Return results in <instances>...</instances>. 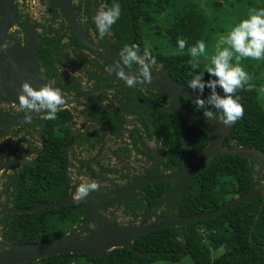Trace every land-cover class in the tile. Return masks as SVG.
<instances>
[{
  "label": "trees",
  "instance_id": "trees-1",
  "mask_svg": "<svg viewBox=\"0 0 264 264\" xmlns=\"http://www.w3.org/2000/svg\"><path fill=\"white\" fill-rule=\"evenodd\" d=\"M180 1L181 4L176 3V0H79L76 9L78 17L86 21L85 29L89 26L97 32L93 22L97 9L101 5L119 3L121 15L110 30L113 38L111 50L118 56L124 45L137 44L142 54L147 47L144 45L145 32L153 31L160 39H165L167 44L163 43V47H171L174 51L164 54L159 45L154 50L149 48L156 65L173 82L188 87L187 83L191 79L189 73L193 72L189 64L191 57L187 54V48L182 53L178 51L177 39H185L188 47L199 40L207 44L212 32L230 31L246 19L250 13L242 8L252 4V0ZM52 5L51 14L56 16L53 10L56 6L54 3ZM172 9L171 20L164 29L156 26L157 17ZM208 14H215V17L210 19ZM46 31L53 37L42 39L36 51V61L46 74L54 76L55 67L61 62L54 52V48L59 46L61 35L58 33L61 30L48 28ZM196 71L203 72L201 61ZM203 79L208 81L215 78L203 73ZM250 83L253 85L251 91L238 90L236 93L244 113L231 128L229 138L223 139L222 146L225 149L260 151L264 157V107L259 100L258 85L251 80ZM60 87L63 91L82 94L80 84L74 80L60 84ZM149 91L144 97L140 91H126L122 107L128 113L137 115L148 140L155 138L161 174L192 166L193 160L206 151L208 135L196 126H186L172 112L155 108V105L166 106L167 99L157 92ZM204 91L210 93L208 88ZM216 91L222 90L218 87ZM181 99L191 114L203 116L204 109H197L188 98ZM94 102L97 103L95 99ZM88 109L91 113H98V108L94 109L93 105L88 106ZM211 110L215 112V109ZM120 120V115L105 117L104 129L119 136L120 126L115 121ZM70 121L71 114L67 110H59L56 120L41 119L38 133L41 149L35 159L20 171L10 195L12 209L29 208L39 203H58L70 194L72 182L67 175L70 149L77 142H89L90 147L94 146L92 140L72 133ZM132 137L134 140L137 138L134 134ZM252 163L250 157L246 156L215 155L176 194L170 211L172 220L213 212L234 198L248 194L253 186ZM175 185V179H172L142 186L140 199L129 201L125 211L137 217V210L143 212L144 208L148 211L156 208L170 195ZM84 213L83 203L34 213H6L0 218L1 242L12 246L49 243L77 227ZM160 218H164L163 213ZM131 246L140 254H135L130 247H122L98 257L63 254L22 264H73L79 258H85L87 264H175L182 257L190 258L193 264H264V200H252L215 218L176 228L153 230L135 238ZM220 247L222 252L215 253ZM181 251L183 253L178 254Z\"/></svg>",
  "mask_w": 264,
  "mask_h": 264
},
{
  "label": "rangeland",
  "instance_id": "rangeland-1",
  "mask_svg": "<svg viewBox=\"0 0 264 264\" xmlns=\"http://www.w3.org/2000/svg\"><path fill=\"white\" fill-rule=\"evenodd\" d=\"M70 2H77L78 0H69ZM246 2L247 0H235V2ZM16 4V21L11 26L7 34L6 44L8 45L7 49L11 48L13 50L14 56L21 57L24 53H30L31 51H36L37 45L39 42L42 41L45 37H53L52 34H49L46 30L48 28L56 30H61L60 34L61 39L59 42V46L54 48L55 54L61 59L62 63H59L60 68L58 67L59 73L56 74V82L58 85L60 84H68L69 81L74 80L80 84L81 92L85 94L95 93L94 99L97 102L103 103L102 105H109L111 107L115 106H122L124 93L128 90H137L142 92V97L147 95L151 91H155L152 85L149 84H137L135 87H127L123 81L118 79L116 76V67L115 64L112 62H107L105 58H102L98 52L84 48L78 42V39L75 35H72L67 28L69 26L67 20L63 18V16L58 13L56 17H52L47 13V5L42 4V1L38 0H14ZM176 3L181 4L180 0H176ZM102 6V5H101ZM100 6V8H101ZM97 9V11L100 10ZM264 9V0H252V4L244 6L242 10L249 11L252 13L253 10L259 11ZM168 12V11H167ZM164 13L161 16H158L156 19V26L164 29L166 24L171 20V14L173 13V9L168 12ZM210 19L215 17V14H208ZM2 20V15L0 14V22ZM78 24L85 29L86 21H83L81 18L77 17ZM85 32V38L92 42L98 48L104 50L106 54L111 55L113 53L111 50V44L113 43V38L111 37V33L106 35L103 39L99 37L98 32H95L92 28L87 26ZM63 28V30L61 29ZM88 30V31H87ZM97 31V30H96ZM58 32V31H57ZM56 32V33H57ZM228 31H215L212 32L209 39L207 40L206 44V53L207 56H211L215 54V44L220 35L226 34ZM146 38L144 39V45H146L151 50L156 49V46H161L162 53L168 54L173 51L171 47H163L167 44L165 39H160V36H156L153 31H146ZM164 41V42H163ZM111 53H110V52ZM109 52V53H108ZM36 53V52H35ZM174 53V51H173ZM36 56V54H35ZM117 59L116 57H113ZM119 58V57H118ZM200 61L202 62V69L203 72L205 71V67L210 63L208 59L205 57H200ZM118 60V59H117ZM235 63V61H233ZM38 65V63H37ZM240 66L244 69L246 73L250 76V80L258 85V93H259V100L264 107V59L261 60H252V59H242L240 62ZM125 70H128L130 73H135L138 69V66L133 65L131 69L124 67ZM210 76L206 71L204 72ZM158 75L159 79L153 82V84H160L165 82L168 78L165 75V71L161 69L159 65L152 66V76ZM253 75V76H252ZM211 78H215L210 76ZM8 84H6L7 86ZM66 99L68 101H72L75 97L79 96L74 91L67 92ZM3 99L0 100V113L1 118H9L11 115L19 114L18 112H24L17 107V104L14 102L9 101L5 95H3ZM167 98V97H166ZM120 101V103H119ZM88 102L86 99L78 102L74 105H68L67 108L71 109L73 113H76L75 121L71 124V131L74 135H77L79 131H90L96 128L95 121L90 119V116L84 112H87L85 109L83 110V105ZM145 102V99H144ZM12 104V105H11ZM142 104H144L142 102ZM166 106L170 109V112L173 114L178 111L177 108L174 107L173 100L171 98H167ZM123 108V107H121ZM181 108V105L178 106ZM16 110H20L16 112ZM82 112V113H81ZM94 118V117H93ZM39 119V118H38ZM40 120V119H39ZM135 122L128 120L126 129H130L131 131L136 130L137 128V121L134 119ZM215 120V119H210ZM218 121V120H215ZM31 123L25 124V126H21L19 131L20 138L18 132H9L8 136L13 137V142H16V139L21 141V155L23 161H29L34 158V151L36 148H39V138L31 134L30 131ZM204 127L208 130L215 129V126L210 123H204ZM225 128V125L223 126ZM125 129V130H126ZM16 130V129H15ZM124 130V131H125ZM138 133L143 138L139 145L136 144V147L133 149V154L130 153L128 159L122 163L120 162L118 165L111 163L109 164L114 168V174L118 175L121 170L128 171L127 178L124 180L123 176L115 177V185H119L123 188L125 184L130 186L131 183L135 182L136 180H143L145 178H156L162 176L160 170L157 172V164L160 158L159 153L157 151L158 145L155 141V138L152 140H145L144 139V131L142 132L139 129ZM27 131V132H26ZM123 131V132H124ZM130 131V132H131ZM95 132V131H94ZM129 133V132H127ZM127 133H120L119 137L116 136L115 139H112L110 148L107 149V152L110 154L114 149L126 147L128 145H132L134 141L132 138L127 136ZM96 139V138H95ZM93 139V140H95ZM104 139V138H103ZM102 139V140H103ZM106 140V138L104 139ZM103 140V141H104ZM107 141V140H106ZM113 141V142H112ZM79 142L75 143L71 149L70 153L72 154L71 157V166L69 168L70 175L72 177L73 184L75 186L74 192L69 194L67 197L70 202H81V200L74 199V193L76 187L82 182L88 181H96L95 176L89 178L83 174V169H81L80 162L85 158H91L93 155L96 154L98 151L99 145L96 147H84ZM138 143V142H135ZM105 144V143H104ZM233 144V143H231ZM234 146V145H232ZM82 147V148H81ZM131 149V148H130ZM236 150V148H233ZM104 152H106L104 150ZM215 156V153L210 156V159ZM83 158V159H82ZM201 156L197 159L193 160L192 164H195ZM251 161L252 163V178H253V186L251 191L248 193V196H254L257 192H261L264 188V173L261 174V166L259 160L252 156ZM81 160V161H80ZM89 171L91 170L94 175H96V171L99 172L98 166L92 164L91 160L89 159ZM130 167L128 168L127 165ZM104 165V164H103ZM105 166V165H104ZM89 173V172H88ZM180 179H175V182L178 183ZM127 182V183H126ZM4 178L0 177V214L7 213L12 211L11 207H9L8 203L4 202ZM108 183H104L103 185H107ZM101 189V188H100ZM99 189V190H100ZM140 189V188H139ZM139 189L135 190L128 195H125V199H136L139 195ZM107 190V189H106ZM95 192L90 193L87 197L94 195ZM86 197V198H87ZM105 202L101 205H92L90 208L91 210V221L94 223H90L89 225L82 228V224L75 227L73 233L80 239L85 238L87 235L92 233L101 232L104 229L115 228L118 226L129 227L130 220L128 217L122 216V207L118 205H114L111 207V211L108 213L105 210L106 205ZM168 203L160 204L159 209L153 210L150 213H143L141 214L140 218L137 220V223L145 222V225H158L163 220H172V215L169 213V205ZM166 211V215L164 218H160L161 214ZM142 213V212H140ZM169 213V214H168ZM111 216V218H110ZM148 220V221H146ZM119 221L120 223H118ZM0 242V255L8 250V247L5 246ZM222 252V247L218 248L215 253ZM73 264H87L85 258H79ZM156 264H171L167 262H158ZM175 264H193L192 260L188 257H182L178 263Z\"/></svg>",
  "mask_w": 264,
  "mask_h": 264
},
{
  "label": "water",
  "instance_id": "water-1",
  "mask_svg": "<svg viewBox=\"0 0 264 264\" xmlns=\"http://www.w3.org/2000/svg\"><path fill=\"white\" fill-rule=\"evenodd\" d=\"M55 1L60 8L64 9L65 14L69 20V25L81 45L88 49L100 52L102 57L105 58L107 62L112 61L115 64L117 70L122 68L126 74L129 73L124 69V67L118 62L117 59L111 57L109 54H106L103 49L98 48L92 42L88 41L85 38V32L77 22L74 8L70 2L66 0ZM0 14L2 15V20L0 22V45H3L6 44V36L11 27V24L16 21V15L14 13V0H0ZM35 52L36 51H31L27 57H16L14 56L13 50L11 48L6 50L0 48V100H2V96L5 95V97L9 101L18 104V94L20 92L22 82L27 81L34 88H38L50 81L48 77L43 76L41 70L39 69L35 58ZM165 75L168 78L165 82H162L160 84H153L152 81L157 79L158 76H152V81L150 84L156 92L173 100L174 107L178 109V111L174 114L182 122H184L186 125L191 124L193 126H196L208 135L209 142L206 148V152L195 164L186 169L172 173H165L162 176L156 178L136 180L135 182L130 184V186L121 191V193L133 192L146 184L159 183L172 179H180V181L172 188L170 195L162 201V203L170 202L169 209H171L174 205L176 194L203 165L207 164L213 159H210V156L214 153L215 155L221 153L233 156H246L250 158L254 156L259 160L261 166V174H263L264 157L260 151L246 149H225L222 146L223 139L229 138L230 130L234 126L236 121L231 125L225 126L224 128V125L219 121L210 120L205 116L192 115L183 106H181V108H178V106H180L179 97H185L193 101L197 96H200L201 99H207L210 93L204 91L201 94L198 91L190 89L189 87L173 82L167 73H165ZM42 81H44L45 83ZM6 84L8 85L6 86ZM53 86L58 88L61 94L64 96L61 88L57 84H54ZM218 94L223 95V92L220 91L218 92ZM73 102L74 100L68 101L65 98V104L61 106L60 110L66 108ZM155 108L170 111V109L166 107L155 106ZM43 115V112H33L19 119H14L0 128V136L7 134L11 129L18 127L21 124L29 122L32 119L41 117ZM202 123L213 124L215 126V129L208 130ZM248 195L249 194L238 196L213 212L196 214L188 218L179 220L167 219L163 220L158 225H145V222H143L134 226L131 225L129 227L118 226L115 228L104 229L101 232L92 233L90 235H87L83 239H80L75 235V233H73V230L75 229L74 228L66 235L56 238L46 244H25L20 246L5 245L8 247V250L0 255V264H22L26 262L35 263L43 258L63 254H84L88 257H98L110 252L113 249L122 247H130L135 254H140L131 246L132 241L138 236L160 228H176L201 220L215 218L252 200H256L258 198H262L264 200V188L261 192H257V194H255L254 196L250 197ZM81 202L85 203V219L82 225L83 228L90 221V209L88 205L89 198H84ZM76 203L78 202H70V200L66 198L65 200L58 203H39L33 207L13 209L12 211L7 213H34L44 209H54L62 206L73 205ZM182 253L183 251L178 252V254Z\"/></svg>",
  "mask_w": 264,
  "mask_h": 264
},
{
  "label": "clouds",
  "instance_id": "clouds-1",
  "mask_svg": "<svg viewBox=\"0 0 264 264\" xmlns=\"http://www.w3.org/2000/svg\"><path fill=\"white\" fill-rule=\"evenodd\" d=\"M120 15L121 6L115 2L111 6H101L97 11L93 22L101 39L110 33ZM176 43L180 53L187 48V54L191 57L189 64L193 72L189 73L191 79L187 86L201 94L205 88L210 90L207 99L197 96L193 100L195 107L204 109L203 115L208 119L218 120L225 126L240 119L244 109L238 102L236 93L238 90L251 91L253 89L250 76L240 66V62L242 59H264V9L253 10L246 19L241 20L226 34L220 35L215 44V54L210 57L207 56L206 44L202 40L190 47L187 46V41L183 38H178ZM7 47V44L0 45V48L5 50ZM118 57L119 63L129 69L133 65L138 66L134 74H126L122 68L116 70V76L127 87L151 83L152 66L156 64V59L148 47H145L141 54L139 45L126 44L119 51ZM200 57H205L210 61L205 67V71L215 79L205 81L203 79L205 71H196L200 66ZM218 87L222 90L223 95L217 93ZM64 104V96L58 88L53 86L52 82H47L38 88H34L27 81L21 84L18 94L20 110L27 113L43 112L45 120L53 121L57 119V113ZM211 109H215V112ZM99 189L100 184L94 180L82 182L76 187L74 199L81 200Z\"/></svg>",
  "mask_w": 264,
  "mask_h": 264
},
{
  "label": "flooded vegetation",
  "instance_id": "flooded-vegetation-1",
  "mask_svg": "<svg viewBox=\"0 0 264 264\" xmlns=\"http://www.w3.org/2000/svg\"><path fill=\"white\" fill-rule=\"evenodd\" d=\"M38 1H40V2L42 1V4H46L47 5V13H48V15H50L52 17H56V16H53L51 14V7L53 6L52 3H54L56 7H54L53 10L55 11L56 15H58V13H60L63 16V18H65V20H67V22L69 24V20H68V17L66 16V14H65L64 9L60 8L55 0H38ZM66 1L70 2L69 0H66ZM70 3L72 4V6L74 8V12L76 14V19H77L78 13H77L76 6H77V4H79V0L77 2H75V3L74 2H70ZM16 8L17 7H16V4L14 2V13H15V15H16V12H17ZM78 18H80V17H78ZM13 24H14V22L11 24V26ZM68 28L70 29L72 34L75 35L73 33L70 25L68 26ZM82 29L86 32V29H84V26L82 27ZM6 40H7V36H6ZM40 44H41V42H39V44L37 45L36 51H37L38 46ZM96 52H98V51H96ZM98 53H99V55H101L100 52H98ZM110 56L111 57H116L118 59V62H119L118 56H115L113 53H111ZM60 63H62V62H60ZM60 66H59V64H57V66L55 67L56 74L59 73L58 67L60 68ZM38 67L41 70L43 76L49 78V80H50L49 82H52L53 85L54 84L58 85V83L55 80L56 79V77H55L56 74L54 76H52V75L50 76V75L46 74L45 69L43 67H41V65L39 63H38ZM123 67H125V66H123ZM154 76H158V75H154ZM157 79H159V76H158ZM157 79H155L154 81H156ZM154 81H152V83ZM42 82H44V81H42ZM58 86L60 87V85H58ZM62 92H63V94L64 93L68 94L67 91H63L62 90ZM81 96H84V97H81ZM94 96H95V93L85 94V93L82 92V94L77 96V97H75L74 102L70 104V105L77 104L78 102H80V101H82L84 99H86V101H88V102H86L83 105V110L85 109L87 112H84V113L89 115L91 120L93 119L95 121L94 123H95L96 128L93 129V130H90V131H79L77 135H82L85 138H87L88 140H92L94 142V146L93 147H96V145L97 146L99 145V148H100L98 151H96V154L93 155L91 158H85L84 157V159L82 158L83 159L82 161L80 160L81 162H80V166L79 167L81 169H83V174L85 176H88L89 178H91L92 176H95L96 182H98L100 184V188H101L99 191H96L94 195L87 197V198H89V204H88L89 205V209L92 207V205H101V204H103L105 202V204H104V205H106L105 210H107V212L109 213L111 211V207L112 206L118 205V206L122 207V216L128 217V219L130 220L129 225L134 226V225L138 224L137 220L140 218L141 214L150 213L151 211L156 210V209L158 210L159 207H160V204H162V201L164 199L158 204V206L156 208H154V209H152L150 211H148L146 208H144V211L142 213H140L139 210H137L136 211L138 213L137 217L133 216L132 214L127 213L125 211V207L129 203V201H131V200L136 201V200L140 199V189H139L138 198H136V199H130V198L125 199L124 198L125 195H128L129 193H124V192L121 193V191H123L125 188H127L128 184L124 185V186H126L125 188H123V187H121V186H119L117 184L115 185L114 178L116 176L117 177H119V176L122 177L123 176L124 177L123 179L125 180L127 178L128 171L121 170V172L118 173V175H115L114 174V168L112 166H110L109 164L114 163V164L118 165L120 162L124 163L128 159V157L130 156V153L133 154L134 147H136V144L139 145L141 143V140L143 139L140 136V134L138 133V131H140L139 129H141L142 132H143V129H142L139 121L137 120V115L128 113L127 111L124 110V108H121L122 106H119V105L118 106L114 105L113 107H111L109 105H102L103 103H101V102L95 103L94 102ZM2 97H4V96H2ZM64 97L66 98L65 95H64ZM179 100H180V105L183 106V107H186L182 103L181 97H179ZM90 105H93L94 109L98 108V113L89 112L88 111L89 110L88 106H90ZM17 107H19L18 104H17ZM163 107H165V106H163ZM62 110H67L71 114V121L69 123L70 128H71V124L75 121L76 113H73V111L71 109L67 108V107L62 109ZM18 111H20V110H16V112H18ZM18 113L19 114L9 116V118H1V113H0V128L2 126L6 125L8 122L14 120V119H19V118H21L23 116H26V115L30 114V113H27L25 111L24 112H18ZM110 115H112V116L120 115L121 116V120L120 121H115V123L120 126V133L121 132L122 133L129 132V133H127V136L132 138V141H134V143L132 145H128L126 147H122V148L119 147L117 149H114L112 151V153L109 154L107 152V149L110 148V145H111V142H109V141H111L112 139H115V137H116V136L112 135V133L110 131H106L104 129V118L105 117H110ZM43 116L36 117V118L32 119L31 121H29L31 123V126H30L31 134H34L37 137H38V133H39V130H40V122H41V119H43ZM134 119H136V121H137V126H136L137 128H135L136 130L131 131L130 129H126L125 126H127L128 120L135 122ZM29 122L21 124L20 126L11 129L9 132H12L13 130H14V132H18L19 138H20L19 131H22V130H20L21 129L20 127L21 126H25V124H27ZM202 124L204 125V123H202ZM9 132L7 134H5V135L0 136V177L2 176L4 178V181H5L4 186H3L4 202L8 203L9 207H11L10 195H11V192H12V190L14 188V184H15L17 178L20 175V171H21V169H22V167L24 165H26L27 163H30L31 161H33L35 159L36 154L38 153L39 149H41L40 148L41 147V143H40V139H39V148H36V150L34 151V158L29 160V161H25L24 162L23 158H22V155H21V150H20L21 145H22L21 141L16 139V142L14 143L13 142V137L8 136ZM132 134H134L137 137L136 140L133 139ZM103 138L104 139L106 138L107 141L104 140ZM93 139H95V140H93ZM144 139L148 140L145 135H144ZM71 142H72V140H71ZM135 142H138V143H135ZM82 145L84 147H90L89 146V142L83 143V144H81V146ZM104 150L106 152H104ZM69 154H70V156H69L70 157V159H69V164L70 165L67 168V172H68L67 175H68V177L70 178V180L72 182V187H71V190H70V194H72L74 192L75 186L73 184L72 177H71L70 172H69L70 171L69 168L71 166V157H72V154L70 152H69ZM159 156H160V154H159ZM89 159L91 160V162H93L92 164L98 166L99 172L95 170L96 175H94V173L91 170L90 171L88 170L89 169V163H88ZM81 164H83V167H81ZM126 165H127L128 168H130L128 166V164H126ZM159 169H160V165H159V160H158V164H157V168H156L157 172H159L158 171ZM163 174H165V173H162V175ZM104 183H108V184L107 185H103ZM79 203H83L84 204V209H85V203L84 202H79ZM172 208L170 209V211L172 210ZM11 209H12V207H11ZM170 211H169V213H170ZM4 214H6V213L0 214V218ZM165 215H166V211L164 212V216ZM110 218H111V216H110ZM84 219H85V213H84V217H83L82 222H81L82 225H83ZM94 222H95V220L91 221V211H90V221H89V223L87 225H89L90 223H94ZM117 222L120 223L119 221H117ZM81 224H79V225H81ZM87 225H85V226H87ZM0 229H1V227H0ZM0 242H1V238H0ZM1 243H3V242H1Z\"/></svg>",
  "mask_w": 264,
  "mask_h": 264
},
{
  "label": "bare ground",
  "instance_id": "bare-ground-1",
  "mask_svg": "<svg viewBox=\"0 0 264 264\" xmlns=\"http://www.w3.org/2000/svg\"><path fill=\"white\" fill-rule=\"evenodd\" d=\"M23 56H24V57H27V56H28V53H24Z\"/></svg>",
  "mask_w": 264,
  "mask_h": 264
}]
</instances>
